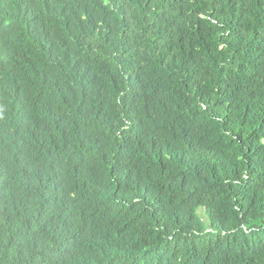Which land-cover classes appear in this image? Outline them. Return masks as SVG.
<instances>
[{"label":"trees","instance_id":"16d2710c","mask_svg":"<svg viewBox=\"0 0 264 264\" xmlns=\"http://www.w3.org/2000/svg\"><path fill=\"white\" fill-rule=\"evenodd\" d=\"M0 264H264V0H0Z\"/></svg>","mask_w":264,"mask_h":264},{"label":"rangeland","instance_id":"374dc122","mask_svg":"<svg viewBox=\"0 0 264 264\" xmlns=\"http://www.w3.org/2000/svg\"><path fill=\"white\" fill-rule=\"evenodd\" d=\"M200 214H202V212H200Z\"/></svg>","mask_w":264,"mask_h":264}]
</instances>
